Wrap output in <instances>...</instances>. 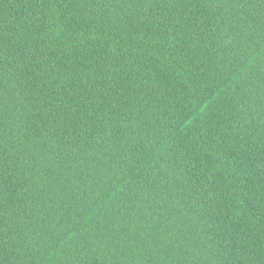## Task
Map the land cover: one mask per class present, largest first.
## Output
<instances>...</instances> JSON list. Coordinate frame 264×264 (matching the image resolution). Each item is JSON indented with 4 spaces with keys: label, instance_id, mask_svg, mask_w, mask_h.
I'll return each instance as SVG.
<instances>
[{
    "label": "trees",
    "instance_id": "1",
    "mask_svg": "<svg viewBox=\"0 0 264 264\" xmlns=\"http://www.w3.org/2000/svg\"><path fill=\"white\" fill-rule=\"evenodd\" d=\"M201 10L159 3L164 23L140 33L131 9L103 22L70 4L64 20L94 25L73 36L50 6L0 0L9 49L43 22L47 55L82 64L59 86L3 70L0 264H264V6ZM246 144L254 162L234 171ZM211 176L225 196L201 205ZM237 187L247 203H229Z\"/></svg>",
    "mask_w": 264,
    "mask_h": 264
},
{
    "label": "snow or ice",
    "instance_id": "2",
    "mask_svg": "<svg viewBox=\"0 0 264 264\" xmlns=\"http://www.w3.org/2000/svg\"><path fill=\"white\" fill-rule=\"evenodd\" d=\"M222 2L234 4L239 7L241 5L247 6L249 0H75V3H72V0H34V3L39 5L41 9L49 6L54 9L61 17V24L63 25L61 31L71 33L73 36H75L77 32L87 36L89 32L92 31L94 25H91L88 20L76 24L64 20V9L69 7L70 4L72 7L87 9L85 16L96 17L97 19H102L103 22H111L112 16H115L125 8L131 9L132 11L125 15L124 23L127 27L132 28L133 31L144 33L151 27L159 28L164 23L153 11L154 8L159 6V3H166L172 6L179 5L180 7L188 8L189 13L199 5L202 9L200 16L205 17L212 5ZM260 3L264 6V0H260ZM106 8L111 9V14L105 15L100 11L101 9ZM33 15H35V13H33ZM41 15H43V12H41ZM189 23L195 24L197 28L201 27V25L197 24L195 20H192L191 17L185 21L184 27L187 28ZM43 30L44 24L41 22V26L36 33L29 32V39L27 42H21L12 49H9L4 41L0 40V80L3 78V70L6 67L7 61L9 59H14L18 64L24 65L29 73L34 71L37 74L36 79L48 77L49 80L56 82L57 86H59L61 78L70 81L73 78H76L77 82H79V78L82 74L78 71V68L82 67V64H80L79 61H62L60 55L55 53H53V57L50 58L47 55V52L51 51V46L45 48L43 37H40L39 40L34 38L35 36H39L40 32ZM169 31H172V29L166 27L162 34L166 36ZM92 35L95 36L94 31L92 32ZM75 42L76 41H73V44ZM79 55L83 56L84 53H79ZM134 59L135 58L129 54L127 56L125 67H128ZM142 63L147 65L148 60L145 58ZM96 79L99 80V77L97 76ZM33 82L35 83V79ZM39 82L43 84L44 80L39 79ZM61 102H63V99ZM261 142L264 143V140ZM231 156L233 159H236V164L233 166L234 171L240 168H245L246 166H251L255 158L254 153L250 151L248 144L244 146V150L240 152L238 158L235 151ZM261 157L260 162L261 165L264 166V152L261 153ZM216 163H219V161H216ZM212 166V162H209L205 167L211 170ZM229 179H231V177ZM209 180L211 183H208L207 187L202 185L198 189L193 188L191 190L202 193L198 201L201 205L205 198L211 202H215L218 196L221 199L225 196V192L221 191V187L225 183L224 180L218 176H211L209 177ZM233 183H235V181H233ZM261 187L262 190H264V178L261 180ZM262 194H264V191H262ZM227 195L230 197L229 203L235 202L237 197H239L244 203H247V201L244 200V194L238 187L229 189ZM237 211L243 212V208L238 207ZM262 215H264V205H262ZM233 223H235V221H233ZM228 235L231 236V232H229ZM237 243H243V241H237ZM234 251H243V249H234Z\"/></svg>",
    "mask_w": 264,
    "mask_h": 264
}]
</instances>
